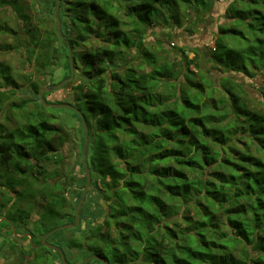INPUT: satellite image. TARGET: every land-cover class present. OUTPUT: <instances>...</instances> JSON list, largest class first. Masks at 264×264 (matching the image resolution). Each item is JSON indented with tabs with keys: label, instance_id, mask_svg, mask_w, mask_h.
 <instances>
[{
	"label": "trees",
	"instance_id": "1",
	"mask_svg": "<svg viewBox=\"0 0 264 264\" xmlns=\"http://www.w3.org/2000/svg\"><path fill=\"white\" fill-rule=\"evenodd\" d=\"M212 2L59 0L60 30L80 78L69 104L85 117L92 185L105 196L104 204L87 213L97 221L86 223V199L76 227L49 234L47 240L56 239L64 253L85 249L86 256L96 253L110 264H264V111L235 78L264 75V0H230L206 51L182 45L176 58H163L142 41L155 27L189 31L188 23H202ZM5 9L17 25L0 22V34L13 35L14 48L31 64L19 75L30 90L40 91L46 71L61 65L63 55L67 71L59 81L68 77V47L60 36L43 31L22 0H0V11ZM90 36L105 43L87 46ZM157 46L163 49L161 41ZM126 54L149 69H122L115 60ZM17 87L12 67L0 62V112ZM34 101L32 109L26 100L11 101L8 107L20 114L4 118L10 126L0 120V226L11 236L12 224L41 245L58 220L75 221L82 189L69 214L57 180L49 181L46 173L49 163L62 161L65 129L38 94ZM70 110L80 123L83 147L84 129ZM31 203L40 209L34 221ZM78 228L79 240L65 236ZM9 243V249L21 248ZM46 259L42 264H50Z\"/></svg>",
	"mask_w": 264,
	"mask_h": 264
},
{
	"label": "rangeland",
	"instance_id": "2",
	"mask_svg": "<svg viewBox=\"0 0 264 264\" xmlns=\"http://www.w3.org/2000/svg\"><path fill=\"white\" fill-rule=\"evenodd\" d=\"M23 3H25L31 10L32 15L34 16V21L36 24H39L42 26V30L46 31L47 33L51 34L54 39L56 36H59V33L56 30V20L53 16V10L55 6H53V0H22ZM230 0H213L211 4V10L210 12L204 16L203 22L199 23L197 22L196 25L191 26L190 22L188 23L190 26V30L185 32L184 30H177V32H166V30L159 29V27H155L154 29H151L143 36V43L146 44L148 47H152L154 49H157L159 51L160 56L168 57L170 59L176 58L177 49L179 46L182 45H189V46H196L199 47L202 51H206L210 45L214 44V35L216 32L217 25L222 23L225 19L224 11L225 8ZM52 9V11H51ZM58 9L59 4L57 8V17H58ZM188 12L185 10L186 17H189V19H194L193 14H190L187 16ZM186 17H184L183 21H186ZM68 18V17H67ZM122 19H125L124 15H121ZM59 19V17H58ZM188 20V21H190ZM60 21V20H59ZM0 22H7L9 25L16 27V18L13 14V12L10 9H5L0 11ZM61 32V30H60ZM61 34H63L61 32ZM157 41H161L163 45V49L160 50L157 46ZM103 42L100 38L96 36H90L89 41L87 42V46L89 44H102ZM17 44V41L14 39L13 35L10 34H0V62L4 64H8L12 67L13 72L16 74V80L18 81V87L15 89V93L13 95H10L8 100H4L2 103V109L0 112V120L3 121L6 124H9L10 126L11 122H7L4 120L6 116H9L10 118H16L20 114L19 108H10L8 107L9 103L11 101L20 102L21 100L27 101V108L32 109L34 107L35 101L34 97L39 93H33L29 85L23 78L19 77V75L24 73V69H32L31 64L29 62H26L22 56H20V49L14 48ZM83 48V47H81ZM66 53L68 54V51L66 50ZM206 54V52H205ZM132 55V54H131ZM193 53L189 51V56L192 57ZM73 60V57H72ZM76 65L78 66V69H81V61L77 57H75ZM61 65L58 67H55L54 70H47L45 75V83L43 84V87L50 84H56L59 82L62 74L66 72V58L64 55L60 59ZM115 63L120 64V67L123 68H131L137 69L138 71H147L149 67L143 63L139 58L133 60L132 56L130 54L125 55V59L122 60H115ZM73 66L75 69V63L73 60ZM76 72V70H75ZM74 72V73H75ZM214 73H217L216 70H214ZM240 83L244 84L246 86V91L248 94L254 98L253 105L260 108L264 111V98L261 93H264L262 89L264 84V75L259 74L255 77H247V76H236L235 77ZM79 77H76V75L73 77V79L67 83L66 85H63L57 89L47 91L45 92V98L49 102L53 103H72L74 100V85L79 83ZM3 81H1L2 83ZM1 87H4L2 84ZM41 87V88H43ZM7 93L9 90L6 88ZM41 90V89H40ZM49 113L55 115V123H58L63 126L65 129V143L64 146L61 149L62 154V161L60 163H49L47 165V175L49 178V181L57 180V191L63 197L66 199V211L69 212V214L73 213V205L76 198V193L83 188L85 183L83 184V167L81 165L82 160V144H81V130H80V123L78 119L74 116L70 108H48ZM59 170V175H54L55 170ZM54 175V176H53ZM54 177V178H53ZM92 177L90 186L88 187L84 200L82 204L88 203L87 206H85V203L83 205L84 209L86 210L83 212V216H86V223H91L97 221L96 216H91L87 214L88 212L95 211V208L99 203L104 204L105 203V196L104 192H100L96 189L94 185H92ZM83 185V186H82ZM3 190V189H2ZM12 196H14L11 193ZM88 195V197H87ZM87 197V198H86ZM5 197H0V202L4 200ZM18 204L20 206H26L25 202L18 201ZM32 206V212H31V220L34 221L38 219V215L40 213V209L37 208V206L33 203H31ZM82 207V205H81ZM80 207V212H81ZM99 207V206H98ZM80 220H81V213H80ZM64 222V219H60L57 221L59 225ZM80 222V221H79ZM31 224V223H30ZM79 224V223H78ZM31 227V225H29ZM17 231L20 230L19 225L16 224ZM82 228H78V230H75L74 232H65V236L69 238H74L76 240L80 239V235L83 234ZM9 240L15 242V244H19L16 242V240H12L10 234L8 233V229H3L0 226V259H3L5 262L4 264H32L28 263V261H25V257L29 260H31V256L28 255L32 253L33 257L37 255V257L33 258L31 262H35V264H42L46 260L49 261L50 264H58L60 261V257L58 258L56 253L53 251V249H48L50 252H46V249L41 247V245L36 246V244H33V246L37 247V250L32 252V250L29 248V245L26 243V241L19 246L15 247L14 249H9L7 246H9ZM37 237L34 239L35 243L37 242ZM82 241V240H81ZM49 242L57 244L56 239H50ZM22 246L24 247L22 248ZM28 247V248H27ZM84 247V246H83ZM8 249V250H6ZM21 250L25 251V254H23ZM65 258L67 262H72L73 264H78L81 262V258L84 255V257L88 254L85 249H75V248H67L65 250Z\"/></svg>",
	"mask_w": 264,
	"mask_h": 264
},
{
	"label": "water",
	"instance_id": "3",
	"mask_svg": "<svg viewBox=\"0 0 264 264\" xmlns=\"http://www.w3.org/2000/svg\"><path fill=\"white\" fill-rule=\"evenodd\" d=\"M58 4H59V0H56V6H55V8L53 10V16H54V18L56 20V29H57V31L59 33V36H60L61 40H63L67 44V47H68V58H69V66H70V75L68 77L62 79L61 81H59L56 84L46 85L43 88H41V90L38 93V99L43 104V106H45V107H53V108L65 107V108H70V109H72L73 111H75L78 114V116L80 118V121H81V125H82V127L84 129V142H83V147H82V159H83L84 172H85V176H86V182H85V185L82 188L81 196H80V198H79V200H78V202L76 204L75 221L59 225V226L53 228L52 230H50L49 232L45 233L44 235H42L40 243H41L42 246H45V247H47L49 249H53V250L57 251L59 253V255H60V260H61L62 264H69L67 262L66 258H65V254H64L61 246L58 245V244H54V243L49 242L47 240V238H48L49 234H51L52 232H54L56 230L64 229V228H70V227H76L78 225V223L80 221V207H81L82 202L84 200L86 191H87L88 187L90 186L91 176H90V169L88 167L87 159H86L87 145H88V127H87L86 120H85V117H84L83 113L81 112V110H79L76 106H74L72 104L53 103V102L46 101V99L44 98V93L45 92L57 89V88H59V87H61L63 85H66L68 82H70L73 79L74 72H75V69H74V66H73V60H72L71 47H70V45L68 43V40L65 39L64 35L61 34V32H60V21H59V19L57 17ZM11 228H12V233L15 235L16 231H15V228H14V226L12 224H11ZM25 235L31 237L30 234H28V233H26ZM91 259H96V260L100 261L103 264H110L107 259L99 256L96 253H93V254H90V255L86 256L83 259L81 264H89V261Z\"/></svg>",
	"mask_w": 264,
	"mask_h": 264
},
{
	"label": "crops",
	"instance_id": "4",
	"mask_svg": "<svg viewBox=\"0 0 264 264\" xmlns=\"http://www.w3.org/2000/svg\"><path fill=\"white\" fill-rule=\"evenodd\" d=\"M2 220V218H0V221ZM5 229H7V227L5 226L4 227ZM2 229H3V227H2ZM25 234L26 233H17L16 232V234L14 235H11V239L12 240H16V242L17 243H19L18 245H20V243L21 244H23L25 241H26V243L28 244V245H30L31 244V241L33 242V239H32V237H29V236H27L28 238L27 239H23V240H21L22 238H24L25 237ZM8 247V246H7ZM24 246H22V248H23ZM9 248V247H8ZM28 248V247H27ZM30 248H32V247H30ZM24 249H26V247H24ZM5 262L3 261V259H0V264H4Z\"/></svg>",
	"mask_w": 264,
	"mask_h": 264
},
{
	"label": "flooded vegetation",
	"instance_id": "5",
	"mask_svg": "<svg viewBox=\"0 0 264 264\" xmlns=\"http://www.w3.org/2000/svg\"><path fill=\"white\" fill-rule=\"evenodd\" d=\"M36 246H38L37 244H36ZM36 246H33V243L31 244V247H32V249H34V250H36L37 249V247Z\"/></svg>",
	"mask_w": 264,
	"mask_h": 264
},
{
	"label": "clouds",
	"instance_id": "6",
	"mask_svg": "<svg viewBox=\"0 0 264 264\" xmlns=\"http://www.w3.org/2000/svg\"><path fill=\"white\" fill-rule=\"evenodd\" d=\"M210 47H213V46L210 45Z\"/></svg>",
	"mask_w": 264,
	"mask_h": 264
},
{
	"label": "built area",
	"instance_id": "7",
	"mask_svg": "<svg viewBox=\"0 0 264 264\" xmlns=\"http://www.w3.org/2000/svg\"><path fill=\"white\" fill-rule=\"evenodd\" d=\"M211 46H213V45H211Z\"/></svg>",
	"mask_w": 264,
	"mask_h": 264
}]
</instances>
